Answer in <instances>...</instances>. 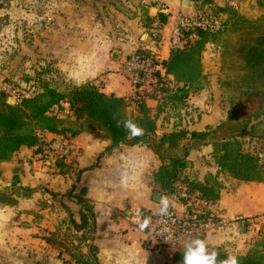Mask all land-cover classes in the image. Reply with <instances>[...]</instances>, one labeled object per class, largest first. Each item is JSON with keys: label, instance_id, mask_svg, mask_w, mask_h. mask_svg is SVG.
<instances>
[{"label": "crops", "instance_id": "crops-1", "mask_svg": "<svg viewBox=\"0 0 264 264\" xmlns=\"http://www.w3.org/2000/svg\"><path fill=\"white\" fill-rule=\"evenodd\" d=\"M176 3L177 0H166L158 9V12L167 15V21L159 23L156 19L153 22L162 35L160 42L154 45L148 33L144 41L137 44L135 34L138 28H134L129 35L130 40L116 36L113 42L109 40L103 46H57V53L45 57L47 61L53 58L57 73L66 82L76 85L92 82L104 93L128 98L133 89L122 73L126 55L141 46L155 48L162 59L168 58V40L173 34ZM138 35L140 39L143 37L142 32ZM209 47L211 45L207 46L203 55ZM114 51L116 57L112 56ZM215 55L219 63L218 53ZM202 64L204 69L210 67L206 66L204 57ZM208 95L210 99L206 100ZM218 97L221 98V95L214 85L190 95L188 107L182 110L181 115L173 117L168 112L159 113L157 131H169L175 124L202 130L219 123L226 118L228 110L219 106ZM144 102L154 114L157 99L148 97ZM131 110L134 112V105ZM40 136V152L35 151L36 146H23L11 158L0 161V192L25 193H13L11 201L0 198V259L9 260L12 264H34L45 257L50 259L64 249L61 256L71 260L66 248L78 242L83 245L82 230L76 229L72 223H79L81 213H87L78 201L80 196L92 211L84 236H87L88 246L94 248L97 264H171L163 249L152 245L132 226L137 209L147 211L145 217L158 210L154 198V193L158 191L152 189L149 176L160 161L151 149L137 144L122 145L105 152L111 141L104 131L97 128L75 136L48 131ZM55 138L69 146L64 159H60L62 167H57L50 160L46 147ZM211 152V145L192 150L188 155L190 166L187 172L200 180L207 172L215 173L217 167ZM132 154L143 159L145 164L139 179L125 189L120 187L115 172L124 163V157ZM26 187L30 190H25ZM167 196L171 206L180 211L182 202ZM216 205L227 214L253 217L257 224L248 231L230 228L221 234L209 233L202 239L206 240L209 248L225 247L227 256L247 251L264 221V182L224 179ZM70 263L73 264L72 261Z\"/></svg>", "mask_w": 264, "mask_h": 264}, {"label": "trees", "instance_id": "trees-1", "mask_svg": "<svg viewBox=\"0 0 264 264\" xmlns=\"http://www.w3.org/2000/svg\"><path fill=\"white\" fill-rule=\"evenodd\" d=\"M220 10L226 11L227 17L219 27L189 25L180 29L181 45L171 47L168 58L160 61L178 85L175 89L161 86L163 95L157 99L154 114L144 100L134 104L133 112L128 98L104 93L92 82L76 85L61 79L55 83L51 73H48L50 68L40 73L41 78L40 74L37 75V88L40 90L30 96H22L13 104L8 103L4 92L0 91V161L11 158L23 146H36L35 151L40 152V134L44 131L75 136L97 128L104 131L111 141L105 152L122 145L137 144L151 149L160 163L151 172L149 183L154 191L163 195L173 196L176 183H181L189 193L216 203L224 179L264 182V163H260L257 155L245 152L241 144V138L255 136V128L264 122V13L250 19L231 7L225 6ZM156 19L159 23H165L167 15L158 12L147 23H142L147 33ZM208 45H215L222 66L216 82L220 95L226 97L228 102L226 118L202 130L175 124L169 131L159 133V113L168 112L173 117L181 115L182 110L188 107L190 95L212 88L202 64L203 52ZM64 104L67 105L66 113L61 115L59 112L64 109ZM114 112H118L121 119L136 122L145 134L126 139L124 129L118 127L113 119ZM205 145L212 146L211 156L217 171L207 172L200 180L187 172L190 166L188 155ZM60 161L56 160L57 167L63 166ZM25 190L29 191L30 188L26 187ZM13 193L21 192H0V198L11 201ZM176 200L185 202L183 198ZM78 201L87 213H81L79 223H72L76 229L82 230L85 250L77 249L79 243L76 247L78 253L70 247L66 248L71 260L65 261L67 264H71V261L75 264H97L94 248L88 246L87 236H84L92 211L80 196ZM141 213L145 217L147 211L141 210ZM251 227L250 223L242 221L230 228L248 231ZM258 234L260 240L256 238L247 251L236 253L239 264H264V221ZM212 249L220 259L228 255L225 247Z\"/></svg>", "mask_w": 264, "mask_h": 264}, {"label": "rangeland", "instance_id": "rangeland-1", "mask_svg": "<svg viewBox=\"0 0 264 264\" xmlns=\"http://www.w3.org/2000/svg\"><path fill=\"white\" fill-rule=\"evenodd\" d=\"M165 3L166 0H0V91L4 92L5 98L12 104L22 96L32 95L40 90L37 88V75L42 74L48 66V73L58 83L63 76L57 73L53 58L50 57V61H47L45 57L57 53V46H103L109 40L113 42L116 36H120L122 40H130L129 35H132L134 28H138L135 37L137 44H140L144 40L138 34L147 33L142 25ZM176 4L178 7L173 14L174 27L177 16H182L189 22L219 27L227 17V12L220 10L225 6L250 19L264 13V0H187L185 4L183 0H177ZM161 39L160 33L159 40ZM47 46H50L49 49ZM214 46L211 45L203 55L206 66H210L204 70L212 82L211 86L214 85L219 90L216 81L222 66L217 62V50ZM59 50L62 51L63 48ZM157 54L162 59L161 54ZM211 68L214 72L210 71ZM41 74L39 78L42 77ZM209 99L208 95L206 100ZM218 103L223 109L228 107L224 96L218 97ZM63 108L59 112L61 115L66 113L67 107L63 105ZM255 130V136H244L241 144L245 152L257 155L263 164L264 122ZM254 236L260 240L259 234ZM79 244L69 247L78 253V246L77 249L84 252L85 243ZM151 244L158 246L156 241L151 240ZM158 247L163 249L160 245ZM237 248L238 246L235 249ZM65 258L61 257V261L66 260Z\"/></svg>", "mask_w": 264, "mask_h": 264}, {"label": "built area", "instance_id": "built-area-1", "mask_svg": "<svg viewBox=\"0 0 264 264\" xmlns=\"http://www.w3.org/2000/svg\"><path fill=\"white\" fill-rule=\"evenodd\" d=\"M176 25L172 31L169 40V49L171 47L180 46V29L189 25H203L200 22H189L182 16L176 17ZM153 45L160 40V33L155 29L148 33ZM140 46V45H139ZM157 52L150 47L133 48L125 57L122 66V73L129 81L133 92L128 99L134 105L139 100H144L148 97L155 99L160 98L163 93L160 92L161 86L168 89H175L178 85L174 78L168 74L162 66L157 56ZM50 160L64 159L68 153L67 146L61 139L55 138L47 144ZM175 199L183 198L182 209L177 211L174 207H170V218L167 221H162L156 216V211L151 217V223L148 228L140 229L139 224L143 217H136L132 221V226L141 232L145 239L156 241L158 246L163 247L167 257L175 250L183 247V241L189 237H199L202 239L209 233L227 230L230 227H235L237 222L246 221L253 227L255 224L253 217L234 214L228 216L216 203L198 197L196 194L189 193L185 186L181 183H176V191L173 194ZM169 232L173 234L175 239L167 240ZM77 245V243L75 244ZM213 250L212 248H210ZM61 249L50 259H47V264H67L65 260L61 261ZM60 260V261H59ZM0 264H12L9 260L0 259ZM181 264V263H176Z\"/></svg>", "mask_w": 264, "mask_h": 264}, {"label": "clouds", "instance_id": "clouds-1", "mask_svg": "<svg viewBox=\"0 0 264 264\" xmlns=\"http://www.w3.org/2000/svg\"><path fill=\"white\" fill-rule=\"evenodd\" d=\"M113 119L118 127H122L127 138L142 137L144 129L131 119H121L118 112L113 113ZM144 160L134 154L124 157V163L120 164L115 174L118 176V183L122 188H128L132 183L137 181L140 176V170L144 167ZM158 211L156 216L167 221L170 218L171 201L167 195H159L156 200ZM130 215L132 213L130 212ZM135 215L140 217L141 210L137 209ZM151 223V217H143L139 227L141 230L148 228ZM173 240L175 237L169 232L166 238ZM181 264H239V260L235 255H229L227 258H218V253L208 247L206 240L199 237H189L183 241V259Z\"/></svg>", "mask_w": 264, "mask_h": 264}, {"label": "water", "instance_id": "water-1", "mask_svg": "<svg viewBox=\"0 0 264 264\" xmlns=\"http://www.w3.org/2000/svg\"><path fill=\"white\" fill-rule=\"evenodd\" d=\"M187 0H183V3L185 4ZM145 36H147V33H144L143 34V38H145ZM116 51L113 52L112 56L113 57H116ZM212 72H214L213 68H211ZM8 103H11L9 100H8ZM158 196H159V193L158 192H155L154 193V198L157 200L158 199ZM169 259L171 260V264H176V263H181L182 259H183V247L182 248H179L177 250H175L174 252H172L170 255H169ZM34 264H47V257H45L43 259V261H36L34 262Z\"/></svg>", "mask_w": 264, "mask_h": 264}]
</instances>
